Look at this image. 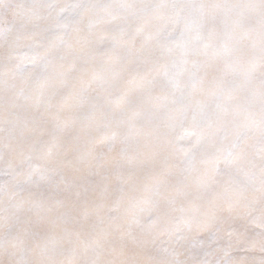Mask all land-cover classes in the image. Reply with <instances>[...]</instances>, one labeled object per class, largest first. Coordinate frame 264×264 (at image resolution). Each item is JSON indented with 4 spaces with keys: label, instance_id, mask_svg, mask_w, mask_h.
<instances>
[{
    "label": "snow or ice",
    "instance_id": "1",
    "mask_svg": "<svg viewBox=\"0 0 264 264\" xmlns=\"http://www.w3.org/2000/svg\"><path fill=\"white\" fill-rule=\"evenodd\" d=\"M0 264H264V0H0Z\"/></svg>",
    "mask_w": 264,
    "mask_h": 264
}]
</instances>
